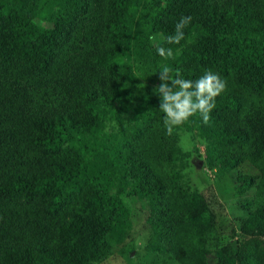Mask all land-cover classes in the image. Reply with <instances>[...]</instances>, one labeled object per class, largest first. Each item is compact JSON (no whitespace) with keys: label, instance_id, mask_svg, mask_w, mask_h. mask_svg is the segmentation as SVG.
Returning a JSON list of instances; mask_svg holds the SVG:
<instances>
[{"label":"trees","instance_id":"1","mask_svg":"<svg viewBox=\"0 0 264 264\" xmlns=\"http://www.w3.org/2000/svg\"><path fill=\"white\" fill-rule=\"evenodd\" d=\"M182 16L185 39L164 44L180 55L165 60L150 37ZM164 65L226 81L208 125L197 114L166 134L158 93L136 82L158 83ZM180 129L198 132L204 168L264 211V0H0V264L101 263L131 231L125 197L150 212V248L208 264L198 223L214 228L222 204L211 186L185 191ZM236 222L232 262L213 264H264V218Z\"/></svg>","mask_w":264,"mask_h":264},{"label":"rangeland","instance_id":"2","mask_svg":"<svg viewBox=\"0 0 264 264\" xmlns=\"http://www.w3.org/2000/svg\"><path fill=\"white\" fill-rule=\"evenodd\" d=\"M149 3V0H147ZM50 27L49 24H42ZM153 43L155 41L153 40ZM136 82L143 92L150 89H156L161 83H149L136 77ZM138 104V103H136ZM136 104L132 106V110L136 108ZM104 133L110 134L117 130L115 122L106 121L103 124ZM178 145L184 153V163L181 169V176L184 182V189L189 193H205L208 186L213 188V192L222 204V209L214 210L216 225L210 228L207 220H202L198 223L201 232L207 235L208 241L205 246L207 254V263L213 264L220 259H229V255H225L224 248L230 241V227H237L238 218L247 216L253 218H264V211L257 209L251 193L246 192L240 195L235 187L230 176H226L217 180L213 173L204 168L205 146L198 138L196 130L188 131L180 129L177 131ZM187 137V144L182 146L181 141ZM124 202L130 207L131 216V231L125 241L114 248L112 254L99 264H179L174 261L171 255L165 252L161 247L150 248L149 244L153 240L152 230L149 222L150 212L144 208L141 202H131L124 198ZM238 230V227L236 228ZM234 242H239L245 249L251 251L261 250L259 244H262V239L257 237L244 241L237 236L233 239Z\"/></svg>","mask_w":264,"mask_h":264},{"label":"clouds","instance_id":"3","mask_svg":"<svg viewBox=\"0 0 264 264\" xmlns=\"http://www.w3.org/2000/svg\"><path fill=\"white\" fill-rule=\"evenodd\" d=\"M191 16H182L175 25L173 34L157 40L155 36L150 39L155 41L157 54L167 60L175 59L180 55L181 49L175 52L171 47L164 44L179 45L185 39L184 29L192 21ZM190 42V41H189ZM173 70L162 66L159 71L161 83L155 91L160 97L159 110L163 113V124L166 134L171 136L174 129L182 126L190 117L199 115L203 124L208 125L211 121V112L215 108V98L226 89V81L217 73L206 70L196 80L185 79L179 72L172 74ZM187 144V137L181 141V145Z\"/></svg>","mask_w":264,"mask_h":264},{"label":"water","instance_id":"4","mask_svg":"<svg viewBox=\"0 0 264 264\" xmlns=\"http://www.w3.org/2000/svg\"><path fill=\"white\" fill-rule=\"evenodd\" d=\"M202 163V162H201Z\"/></svg>","mask_w":264,"mask_h":264}]
</instances>
